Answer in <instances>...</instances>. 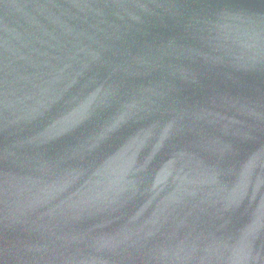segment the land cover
<instances>
[{
    "label": "water",
    "instance_id": "95a60500",
    "mask_svg": "<svg viewBox=\"0 0 264 264\" xmlns=\"http://www.w3.org/2000/svg\"><path fill=\"white\" fill-rule=\"evenodd\" d=\"M0 264H264V0H0Z\"/></svg>",
    "mask_w": 264,
    "mask_h": 264
}]
</instances>
